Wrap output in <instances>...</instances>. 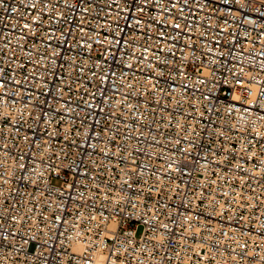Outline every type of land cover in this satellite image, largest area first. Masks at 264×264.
I'll use <instances>...</instances> for the list:
<instances>
[{
	"label": "built area",
	"instance_id": "obj_1",
	"mask_svg": "<svg viewBox=\"0 0 264 264\" xmlns=\"http://www.w3.org/2000/svg\"><path fill=\"white\" fill-rule=\"evenodd\" d=\"M0 264H264V0H0Z\"/></svg>",
	"mask_w": 264,
	"mask_h": 264
},
{
	"label": "rangeland",
	"instance_id": "obj_2",
	"mask_svg": "<svg viewBox=\"0 0 264 264\" xmlns=\"http://www.w3.org/2000/svg\"><path fill=\"white\" fill-rule=\"evenodd\" d=\"M140 232V230L138 231V233Z\"/></svg>",
	"mask_w": 264,
	"mask_h": 264
}]
</instances>
